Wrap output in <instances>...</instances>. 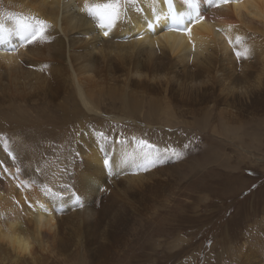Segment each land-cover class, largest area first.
Here are the masks:
<instances>
[{
	"label": "bare ground",
	"instance_id": "6f19581e",
	"mask_svg": "<svg viewBox=\"0 0 264 264\" xmlns=\"http://www.w3.org/2000/svg\"><path fill=\"white\" fill-rule=\"evenodd\" d=\"M189 1L190 12L184 10L188 0H0V103L25 101L33 92L61 109L65 120L70 105L67 95L87 113L98 112V100L106 97L118 103L128 119L138 114L145 117L144 109L151 118H171L173 104H179L215 112L235 131L237 120L230 117L231 110L247 98L238 95L237 89L248 79L242 70L249 66L250 57L259 62L260 86H264V0H202L205 7L199 0ZM106 4L113 7H97ZM200 16L203 20L197 23ZM175 19L182 24L181 30L172 28ZM41 28L43 34L29 44ZM186 28L191 29L190 35ZM254 43L261 49L256 51ZM223 79L226 83L221 84ZM260 95L249 98L257 103ZM84 126L79 121L70 136L60 140L80 162L73 168L74 191L88 195L100 212L102 203L106 214L121 196L128 199L152 188L148 182L155 173L143 165L151 152H138L132 140L137 135L125 136L118 130L101 145L85 135ZM21 151L17 143L6 145L0 138V160L6 157L7 165L25 166L31 152ZM2 177L0 199L10 205L9 223L4 229L0 225V240L28 254L29 233L40 240L47 230H54L46 198L51 196L25 185L19 190L20 176ZM163 189L161 185L156 189L152 201ZM241 239L234 230L219 240V245L233 244L227 264H263L264 246L242 245Z\"/></svg>",
	"mask_w": 264,
	"mask_h": 264
},
{
	"label": "rangeland",
	"instance_id": "374dc122",
	"mask_svg": "<svg viewBox=\"0 0 264 264\" xmlns=\"http://www.w3.org/2000/svg\"><path fill=\"white\" fill-rule=\"evenodd\" d=\"M199 5L205 7L202 0ZM153 23L159 24L156 18ZM153 23L148 27L153 28ZM260 49L256 46V51ZM242 72L248 79L237 90L247 98L228 115L237 120L235 131L215 112L179 104H173L171 118H151L144 109L145 117L128 119L118 103L106 97L98 100V112L87 113L67 95L70 108H64L65 120L61 109L33 92V97L16 104L14 100L0 103L1 140L6 145L17 143L23 154L31 152L27 164L17 168L4 163L3 157L0 163L8 168L0 166V177L20 176L19 190L25 185L50 194L46 198L55 222L54 230H47L40 240L29 233L28 254L0 240V264H227L233 244L219 245V240L234 230L240 233L242 245L264 246V86L253 57ZM257 93H261L259 102L252 103L249 97ZM111 115L118 119H108ZM79 121L85 122V135L101 145L118 130L125 136L137 135L132 140L138 152H151L143 165L155 173L148 182L152 188L128 199L121 196L106 214L102 203L100 212L88 195L74 191L73 168L80 162L60 140L70 136ZM160 185L164 189L152 201ZM1 201L4 229L10 203ZM22 227L31 231L24 223Z\"/></svg>",
	"mask_w": 264,
	"mask_h": 264
},
{
	"label": "snow or ice",
	"instance_id": "6c2138e0",
	"mask_svg": "<svg viewBox=\"0 0 264 264\" xmlns=\"http://www.w3.org/2000/svg\"><path fill=\"white\" fill-rule=\"evenodd\" d=\"M223 2H224V3H228L229 0H223ZM217 6H218V5H217ZM97 7H113V5H112V4L98 5ZM89 12H90V14H94V13H92V10H91V9H89ZM202 20H203V17L200 16V17L197 19L196 22L199 23V22H201ZM38 23L43 24L44 22H43V21H39ZM184 31H185L186 34H188V35L191 34V29H190V28H186ZM43 32H44V29H43V28L39 29L34 35H32L31 39L28 40V43L30 44V43L36 41V40H37V39L43 34ZM104 35H105V36H108V33L105 32ZM229 42L231 43V41H229ZM237 55H239V54H237ZM105 163L107 164V161H105ZM51 195H56V193H51Z\"/></svg>",
	"mask_w": 264,
	"mask_h": 264
}]
</instances>
